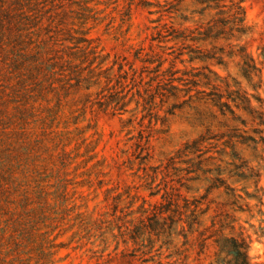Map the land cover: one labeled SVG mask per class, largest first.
<instances>
[{"label": "trees", "instance_id": "16d2710c", "mask_svg": "<svg viewBox=\"0 0 264 264\" xmlns=\"http://www.w3.org/2000/svg\"><path fill=\"white\" fill-rule=\"evenodd\" d=\"M197 1L202 14L231 12L229 20L202 21L203 38L227 39L229 30L238 32L240 69L261 88L264 45L255 56L240 39L247 29L244 0ZM107 3L0 0V264H56L64 259L61 248L94 236L92 198L81 187L104 174L103 160L96 159L102 136L96 115L126 105L123 84L113 92L115 61L92 35L104 11L99 6ZM229 77L224 76L227 99L254 122L244 130V142L252 145L254 157L242 162L243 177L253 178L254 187L245 188L244 194L230 187L222 201L230 210L215 222L218 237H225L233 252L227 264H254L253 235L264 238V110L253 107L246 87L229 85ZM248 197L259 203H250ZM203 198L206 195L197 199V210L203 211ZM165 200L159 205L143 198L136 207L130 201V215L115 225L111 241L132 245L133 254L143 260L153 258L159 236L169 233L176 216L185 214L175 198ZM238 211L246 214L247 222L261 214L259 224L250 223L252 231L247 230L239 224ZM102 243L108 244L107 239Z\"/></svg>", "mask_w": 264, "mask_h": 264}, {"label": "rangeland", "instance_id": "374dc122", "mask_svg": "<svg viewBox=\"0 0 264 264\" xmlns=\"http://www.w3.org/2000/svg\"><path fill=\"white\" fill-rule=\"evenodd\" d=\"M244 7L247 29L240 39L258 56L264 45V0H244ZM99 8L104 11L92 35L115 61L113 92L123 84L126 105L96 115L102 133L96 159L103 160L104 174L81 187L92 198L97 219L88 239L94 245L74 240L61 248L64 259L56 264H227L233 252L225 237H218L215 220L230 210L222 206L230 187L243 194L253 189L242 162L255 152L244 142V130L254 122L227 99L224 76L230 74L229 85L246 87L255 95L253 107L264 110V85L258 88L256 78H246L240 69L238 32L229 30L234 36L227 32V39L203 38L202 21L229 20L231 12L202 14L197 0H108ZM224 100L230 106L223 107ZM203 195L200 211L195 204ZM170 196L185 214L159 236L153 258L143 260L132 245L111 241L115 225L130 215V201L134 207L143 198L160 205ZM247 200L259 203L255 197ZM236 214L249 231L261 217L247 222L244 212ZM250 258L264 264V238L255 234Z\"/></svg>", "mask_w": 264, "mask_h": 264}]
</instances>
